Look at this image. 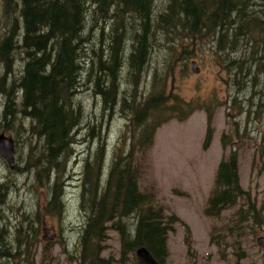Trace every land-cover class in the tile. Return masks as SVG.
<instances>
[{
  "label": "trees",
  "instance_id": "16d2710c",
  "mask_svg": "<svg viewBox=\"0 0 264 264\" xmlns=\"http://www.w3.org/2000/svg\"><path fill=\"white\" fill-rule=\"evenodd\" d=\"M255 1L260 3L253 8ZM261 6L264 0H0V124L5 133L12 134L15 150L20 135L28 139L27 158L19 172L34 167L32 185H46L48 190L41 207L22 214L25 219L16 223L14 235L6 225L0 226V264H33L30 251L40 240L41 213L60 217L66 208L63 173L74 135L83 125L86 110L77 97L83 83L100 105L98 127L87 126L90 137L98 136L101 142L89 157L79 161L77 197L85 222L76 257L80 264H129L130 260L138 264L135 249L145 246L164 264L168 232L180 218L165 213L153 193L139 189L143 156L139 159L136 153L150 145L161 123L173 117L183 120L193 107L181 97L169 102L167 79L174 62L167 68H152L148 91L143 94L140 86L151 67L155 45L159 46L163 37L167 50L161 46L158 50L164 55L167 51L168 60L186 64L189 45L195 49L200 46L198 41L215 42L217 53H224V62L234 70L233 77L241 78L238 91L253 88L248 99L250 115L252 108L256 111L257 105H264ZM241 38L244 48L234 52ZM18 63L22 64L15 72ZM117 112L130 119V144L124 151L123 139L106 161V141L101 133L105 132L104 122L109 123ZM212 116L207 112L205 148L213 136ZM228 135L221 136L223 146L229 143ZM215 172L204 208L210 217L219 216L247 194L239 180L236 149L221 157ZM13 181L14 176H6L0 182V209L9 200ZM247 202L227 224L230 233L239 234L243 222L251 218L264 222L253 201ZM109 228L119 233L118 257L102 254ZM12 242L16 245L11 246Z\"/></svg>",
  "mask_w": 264,
  "mask_h": 264
},
{
  "label": "rangeland",
  "instance_id": "374dc122",
  "mask_svg": "<svg viewBox=\"0 0 264 264\" xmlns=\"http://www.w3.org/2000/svg\"><path fill=\"white\" fill-rule=\"evenodd\" d=\"M255 2L253 8L260 3ZM160 38L162 45L158 40L159 46L155 45L151 67L140 89L145 90L144 95L147 93L153 67L157 65L159 69L163 66L167 68L168 63L174 62V69L167 79L169 102L173 103L177 97H181L193 107L185 119L173 117L161 123L150 145L143 146L136 153L139 159L143 156L139 189L153 193L155 202L164 207L165 213H173L180 218L168 232V254L164 264H264V250L256 240L258 236L264 235V222L259 224L251 218L243 222L245 226L240 227L239 234L235 231L230 233L227 229V224L236 215L237 208L240 205L247 206V201H253L256 210L264 215V116L260 117L264 105H257L256 111L252 108L255 113L247 115L250 108L248 99L253 88L247 86L238 91L237 80L241 78L233 77L234 70H229L224 62V53H217L215 42L198 41L200 46L195 49L189 45L191 53L187 63L183 64L179 59L168 60V52L165 51V56L162 50H158L160 46L167 50V41ZM183 40L187 42L188 38L183 37ZM243 41L244 38L237 41V50L234 52L240 53L243 50ZM162 57L167 60H162ZM193 60L197 70L193 69ZM21 64L15 66V72H18ZM158 73L161 74V71ZM83 82L87 80L84 79ZM77 97L86 111L81 121L83 125L74 135L70 161L63 173L66 208L60 217L41 213L40 240L30 251L33 264H80L75 248L85 216L79 208L77 197V184L81 175L79 161L83 157H89L101 142L98 136L90 137L89 134V126L94 124L98 127L101 110L86 83L80 86ZM209 111L213 114V136L205 148L203 142ZM129 120L117 112L109 119V123L104 122L105 132L101 136L106 141V161L110 160L113 148L118 144L122 145L123 139H126L124 151L127 150L130 144V127L127 124L130 123ZM0 131H4L1 124ZM223 133L229 134V143L226 146L221 142ZM21 136L18 137V149L14 152L12 166L0 154V182L6 176H14V185L12 182L8 192L9 200L0 209V215L5 218L0 219V226L6 225L11 231L16 230V223L25 219L22 214L34 213L48 198L46 185H32L34 167L29 168V171L24 170V173L19 172L25 165L28 152V143L25 141L28 139ZM233 149L238 153L240 184L247 194L236 205L224 209L219 216H207L204 213L205 203L213 185L218 162ZM11 234L15 233L12 231ZM212 235L214 242H211ZM107 236L102 254L118 257V231L109 228ZM15 245L16 242L11 243V246ZM12 263L14 262H9ZM129 264H134V261L130 260Z\"/></svg>",
  "mask_w": 264,
  "mask_h": 264
},
{
  "label": "water",
  "instance_id": "95a60500",
  "mask_svg": "<svg viewBox=\"0 0 264 264\" xmlns=\"http://www.w3.org/2000/svg\"><path fill=\"white\" fill-rule=\"evenodd\" d=\"M191 64L193 65V69L197 70L194 67L196 64L195 60H193ZM14 152L15 146L13 137L9 134H6L4 131H0V154L9 166H12L13 164ZM256 240L264 250V235L258 236ZM135 255L138 264H161L145 246L137 247L135 249Z\"/></svg>",
  "mask_w": 264,
  "mask_h": 264
}]
</instances>
